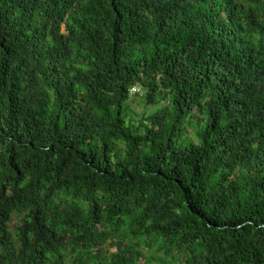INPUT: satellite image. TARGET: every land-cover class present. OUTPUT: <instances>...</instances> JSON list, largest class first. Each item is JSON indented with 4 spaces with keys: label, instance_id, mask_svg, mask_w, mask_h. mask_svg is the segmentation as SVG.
Wrapping results in <instances>:
<instances>
[{
    "label": "trees",
    "instance_id": "16d2710c",
    "mask_svg": "<svg viewBox=\"0 0 264 264\" xmlns=\"http://www.w3.org/2000/svg\"><path fill=\"white\" fill-rule=\"evenodd\" d=\"M0 264H264V0H0Z\"/></svg>",
    "mask_w": 264,
    "mask_h": 264
},
{
    "label": "rangeland",
    "instance_id": "374dc122",
    "mask_svg": "<svg viewBox=\"0 0 264 264\" xmlns=\"http://www.w3.org/2000/svg\"><path fill=\"white\" fill-rule=\"evenodd\" d=\"M144 90L137 86L136 89H133L131 93H135L133 97L135 98V101L133 102V107L135 108L136 111L141 112L143 110H146L143 103H142V95L144 94ZM144 253L146 255H150V252L148 249L144 250Z\"/></svg>",
    "mask_w": 264,
    "mask_h": 264
},
{
    "label": "built area",
    "instance_id": "2783aa9c",
    "mask_svg": "<svg viewBox=\"0 0 264 264\" xmlns=\"http://www.w3.org/2000/svg\"><path fill=\"white\" fill-rule=\"evenodd\" d=\"M134 89H136V88H134Z\"/></svg>",
    "mask_w": 264,
    "mask_h": 264
}]
</instances>
